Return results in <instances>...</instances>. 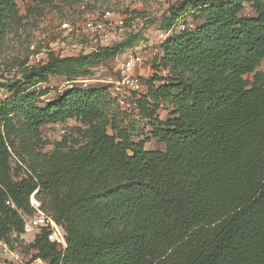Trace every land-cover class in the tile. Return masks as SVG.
I'll return each mask as SVG.
<instances>
[{"label": "trees", "instance_id": "1", "mask_svg": "<svg viewBox=\"0 0 264 264\" xmlns=\"http://www.w3.org/2000/svg\"><path fill=\"white\" fill-rule=\"evenodd\" d=\"M16 1L0 0V38L20 19ZM176 4L163 29L185 13L198 25L160 43L135 107L164 150L145 149L119 126L123 113L108 84L73 86L43 106L28 93L52 76L91 75L124 43L69 56L50 51L41 64L20 62V79L0 83L11 93L0 99L2 239L16 242L7 235L24 232L18 210L32 213L35 192L66 233L62 264H264V73L256 70L264 59V0ZM245 4L253 16L240 15ZM161 102L171 107L164 120L156 115ZM67 119L79 122L78 139L35 159L40 127ZM19 137L32 161L26 177L14 179L10 148L18 153ZM17 245L49 264L58 260L43 237Z\"/></svg>", "mask_w": 264, "mask_h": 264}, {"label": "rangeland", "instance_id": "2", "mask_svg": "<svg viewBox=\"0 0 264 264\" xmlns=\"http://www.w3.org/2000/svg\"><path fill=\"white\" fill-rule=\"evenodd\" d=\"M178 0H72L61 2L54 0L51 5L34 4L31 0H17L19 17L8 27L5 35L0 38V83L18 80V64L26 61L29 65H37L46 61L51 51L60 56L90 53L101 47H112L120 43L125 46L113 58L107 59L92 69V74L77 81H67L61 76L50 77L47 83H40L29 89V94L38 98L43 106L64 91L69 85L82 88L101 87L107 85L116 75L120 63L129 55L139 54L143 63L139 72L143 77L154 75L160 61V43L173 32L198 25L191 14H183L173 20L170 34L162 27L171 16ZM253 8L245 4L240 15L253 16ZM92 20L102 24L101 31L86 28V22ZM168 29V30H169ZM264 73V59L257 69ZM252 78V74L246 76ZM146 86L140 92L144 94ZM11 96L4 88H0V99ZM149 101H151L149 99ZM153 105V102H150ZM125 111V112H123ZM121 114L120 127L127 128L135 141L144 140L147 150H164V144L151 137L152 126L144 114H138L135 108H118ZM158 119L164 120L171 115L168 103H159L156 109ZM80 124L75 119L64 122L49 123L40 127V140L35 146V159L48 156L55 147L69 145L78 139L76 127ZM24 130V129H23ZM22 130V131H23ZM19 138L15 141L18 153L10 148L11 173L14 179L26 177L30 160L28 154L20 149ZM57 143H60L57 145ZM20 149V150H19ZM9 240H16L19 245L27 247L31 235L24 237L7 235Z\"/></svg>", "mask_w": 264, "mask_h": 264}, {"label": "built area", "instance_id": "3", "mask_svg": "<svg viewBox=\"0 0 264 264\" xmlns=\"http://www.w3.org/2000/svg\"><path fill=\"white\" fill-rule=\"evenodd\" d=\"M86 28L101 31L102 24L89 20L86 22ZM170 32V29L167 30V35ZM142 63L143 58L139 54L129 55L120 63L116 75L108 83L109 92L120 108L127 110L136 107L137 99L144 88L143 79H146L139 72ZM159 74L166 75V70L160 69ZM73 86V83L69 85L70 88ZM29 202L33 208L31 214L18 210L24 230L20 237L31 235V240L27 241L28 243L33 242L37 236L43 237L56 249L58 260L55 264H62L67 248L65 231L50 213L41 208L40 201L35 197V192L30 195ZM5 204L16 208L10 198L5 201ZM0 264H49V262L37 256L34 250L23 251L18 247L17 242H8L0 237Z\"/></svg>", "mask_w": 264, "mask_h": 264}]
</instances>
